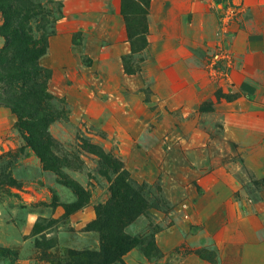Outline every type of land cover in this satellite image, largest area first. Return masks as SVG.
Segmentation results:
<instances>
[{
  "label": "rangeland",
  "instance_id": "374dc122",
  "mask_svg": "<svg viewBox=\"0 0 264 264\" xmlns=\"http://www.w3.org/2000/svg\"><path fill=\"white\" fill-rule=\"evenodd\" d=\"M32 1L51 32L40 64L58 161L41 159L9 108L0 248L12 254L0 264H70L85 251L98 264L104 246L118 257L111 264H199L189 255L213 236L219 261L234 264L231 248L241 253L263 231L264 0ZM99 11L102 23L89 22ZM53 38L62 52L50 57ZM113 213L130 244L122 256L104 229Z\"/></svg>",
  "mask_w": 264,
  "mask_h": 264
},
{
  "label": "trees",
  "instance_id": "16d2710c",
  "mask_svg": "<svg viewBox=\"0 0 264 264\" xmlns=\"http://www.w3.org/2000/svg\"><path fill=\"white\" fill-rule=\"evenodd\" d=\"M0 13L5 19L0 34L6 39L5 46L0 49V83L4 86L0 106L10 108L17 115L18 126L26 132V142L46 164L58 161L52 154V142L47 130L52 115L48 69L40 64V59L47 53L51 32L36 24L45 22L43 9L32 0H0ZM221 98L231 100L230 95L219 92L217 99ZM120 213H113L106 221L109 227L104 229L118 237L116 248L120 251L119 256H122L130 249V244L124 241L126 235L122 225H117V222L124 223ZM103 250V259L98 264H111L118 259L111 249L104 246ZM11 254V249L0 248V257ZM95 257L96 254L90 251L71 253L69 263L92 264Z\"/></svg>",
  "mask_w": 264,
  "mask_h": 264
},
{
  "label": "crops",
  "instance_id": "0c3cea01",
  "mask_svg": "<svg viewBox=\"0 0 264 264\" xmlns=\"http://www.w3.org/2000/svg\"><path fill=\"white\" fill-rule=\"evenodd\" d=\"M65 1V0H64ZM66 2V1H65ZM67 3V2H66ZM86 11L81 10V13H85ZM71 13V10H69L68 6L67 9L65 11V17L60 20V26H59V31H60V35L62 33V29H61V24H64V27L66 26V24L69 22V14ZM94 12H87L88 15L87 18L89 19V22H91L92 24L97 23V21H100V18L102 17V15H104L103 12L99 11V18H95L94 16H92ZM96 14V12L94 13ZM105 18L107 15H104ZM105 18H103V22L105 21ZM100 23H102L100 21ZM60 35H58L57 37H59ZM57 38H53L50 41V52H48V55L50 57H55L58 55V53L60 54L62 51L56 46V40ZM5 43V40L3 37L0 36V48L3 47ZM61 47L65 50L64 53L66 52H70V50L72 49V46L74 45V42L72 41V39H64L61 42ZM241 90L246 94V96H254L257 92L256 90V86L248 81H243L241 83L240 86ZM235 97H231V99L233 100ZM231 101V100H229ZM14 115L13 113L10 111L9 108L7 107H3L0 106V142H2L4 140V136L2 134V130H9L10 128L13 127L14 125ZM260 226L263 227V231L259 233H256L251 236V240L252 242H255L252 244L251 247H244L243 249H241V253H238L234 248H231V251H229V253L233 256L232 257V261L234 264H264V220H260ZM246 235V234H245ZM211 237V236H210ZM250 236L246 235L244 237V239H248ZM210 240L209 243L205 246H201L198 249H196L193 254H190L189 256H191V258L194 261H197L199 264L200 262L203 264H223L222 262L219 261V258L221 257V241L217 240L214 236L213 238H209ZM257 240L261 241L262 243L259 244V242H257ZM230 241V242H229ZM258 243V244H256ZM228 244H233V239L231 240H225L223 246L226 248ZM262 245V246H261ZM240 254L242 255V257L239 256V258L237 257V255ZM250 257V258H248ZM242 260V262H241ZM248 260V261H247ZM254 260L257 263L251 261ZM246 261V263H244Z\"/></svg>",
  "mask_w": 264,
  "mask_h": 264
}]
</instances>
